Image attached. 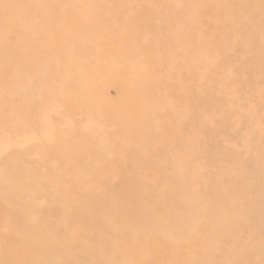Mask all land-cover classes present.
Instances as JSON below:
<instances>
[{
	"label": "rangeland",
	"instance_id": "rangeland-1",
	"mask_svg": "<svg viewBox=\"0 0 264 264\" xmlns=\"http://www.w3.org/2000/svg\"><path fill=\"white\" fill-rule=\"evenodd\" d=\"M0 264H264V0H0Z\"/></svg>",
	"mask_w": 264,
	"mask_h": 264
}]
</instances>
